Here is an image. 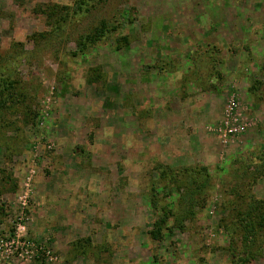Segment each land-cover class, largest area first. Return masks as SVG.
Here are the masks:
<instances>
[{
	"label": "rangeland",
	"instance_id": "rangeland-1",
	"mask_svg": "<svg viewBox=\"0 0 264 264\" xmlns=\"http://www.w3.org/2000/svg\"><path fill=\"white\" fill-rule=\"evenodd\" d=\"M1 77L0 264H264V0H0Z\"/></svg>",
	"mask_w": 264,
	"mask_h": 264
},
{
	"label": "trees",
	"instance_id": "trees-1",
	"mask_svg": "<svg viewBox=\"0 0 264 264\" xmlns=\"http://www.w3.org/2000/svg\"><path fill=\"white\" fill-rule=\"evenodd\" d=\"M107 31V28L105 26L104 22H101V25L94 29L92 32L85 34L83 37H81V40L79 42V46H80V50L84 51L87 49V47L89 45L94 44L97 40H99ZM16 86H18V83L16 82V80H10V78L8 77H1L0 78V94L1 92H6L7 94H9V96H14L15 95V90H16ZM3 101V100H1ZM153 202V201H152ZM253 203L256 205V209L259 213H263L264 214V200H253ZM170 213V211L168 210V208L162 207V212L160 217L155 221L156 225L158 226V228L162 225L166 224V219L168 218V214ZM257 224V223H256ZM256 224H252L251 226H249V228L251 230H253L254 228H256ZM258 225V224H257ZM250 230V232H251ZM255 230V229H254ZM151 236H153L154 238L158 236V234H156L154 231H151L149 233Z\"/></svg>",
	"mask_w": 264,
	"mask_h": 264
},
{
	"label": "built area",
	"instance_id": "built-area-1",
	"mask_svg": "<svg viewBox=\"0 0 264 264\" xmlns=\"http://www.w3.org/2000/svg\"><path fill=\"white\" fill-rule=\"evenodd\" d=\"M21 246H22V247H20V249L22 250V249H23V246H24V244H22Z\"/></svg>",
	"mask_w": 264,
	"mask_h": 264
}]
</instances>
